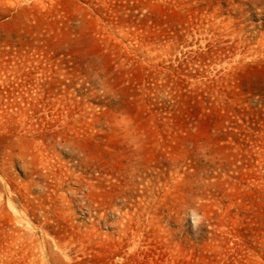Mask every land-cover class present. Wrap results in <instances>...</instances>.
<instances>
[{
  "label": "rangeland",
  "instance_id": "374dc122",
  "mask_svg": "<svg viewBox=\"0 0 264 264\" xmlns=\"http://www.w3.org/2000/svg\"><path fill=\"white\" fill-rule=\"evenodd\" d=\"M0 264H264V0H0Z\"/></svg>",
  "mask_w": 264,
  "mask_h": 264
}]
</instances>
